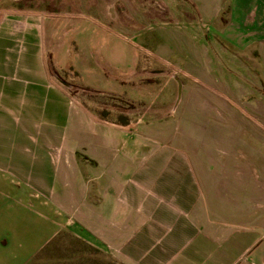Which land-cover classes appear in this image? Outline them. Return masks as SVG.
<instances>
[{
    "label": "rangeland",
    "instance_id": "rangeland-1",
    "mask_svg": "<svg viewBox=\"0 0 264 264\" xmlns=\"http://www.w3.org/2000/svg\"><path fill=\"white\" fill-rule=\"evenodd\" d=\"M245 7L242 0H0V26L38 25L58 65L68 58L65 50L76 61L83 55L88 62L84 53L97 60L108 89L83 84L75 66L56 79L72 85V95L96 115L122 126L145 124L153 140L183 148L207 202L224 209L253 200L254 184L264 199V38L245 30ZM29 38L21 35L13 51L32 48ZM128 48L135 65L120 74L117 53ZM95 167L72 168L65 184H96ZM3 178L20 184L0 171ZM74 206L84 220L73 221L30 264H123L118 244L137 217L127 211L116 227L96 219V204ZM111 227L124 232L112 239Z\"/></svg>",
    "mask_w": 264,
    "mask_h": 264
},
{
    "label": "crops",
    "instance_id": "crops-1",
    "mask_svg": "<svg viewBox=\"0 0 264 264\" xmlns=\"http://www.w3.org/2000/svg\"><path fill=\"white\" fill-rule=\"evenodd\" d=\"M242 3L245 30L264 38V0ZM4 25L0 171L20 184L0 179V264H30L73 221L84 220L74 213L79 203L96 204V219L116 227L127 211L137 217L118 244L116 256L123 264H264V199L257 184L251 186L253 200L214 207L183 148L153 140L145 124L122 126L96 115L72 95V85L58 82L62 68L75 66L83 84L108 89L109 77L98 73L100 66L86 49L88 62L65 50L68 58L58 65L38 25L24 30ZM23 34L32 48L16 53L14 44ZM127 51L117 53L114 68L120 74L135 65V54ZM91 162L96 184H65L72 181V168L86 170ZM110 231L112 239L124 232Z\"/></svg>",
    "mask_w": 264,
    "mask_h": 264
},
{
    "label": "water",
    "instance_id": "water-1",
    "mask_svg": "<svg viewBox=\"0 0 264 264\" xmlns=\"http://www.w3.org/2000/svg\"><path fill=\"white\" fill-rule=\"evenodd\" d=\"M62 82H63L64 84H66V85H68V86H69V84H68L67 82H65V81H63V80H62Z\"/></svg>",
    "mask_w": 264,
    "mask_h": 264
},
{
    "label": "trees",
    "instance_id": "trees-1",
    "mask_svg": "<svg viewBox=\"0 0 264 264\" xmlns=\"http://www.w3.org/2000/svg\"><path fill=\"white\" fill-rule=\"evenodd\" d=\"M122 124H124V125H125L126 123H122Z\"/></svg>",
    "mask_w": 264,
    "mask_h": 264
}]
</instances>
